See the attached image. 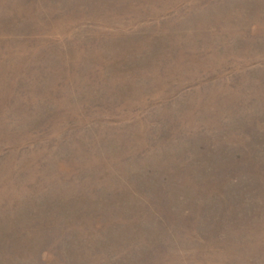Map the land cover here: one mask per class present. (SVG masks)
Returning a JSON list of instances; mask_svg holds the SVG:
<instances>
[{"label": "rangeland", "instance_id": "1", "mask_svg": "<svg viewBox=\"0 0 264 264\" xmlns=\"http://www.w3.org/2000/svg\"><path fill=\"white\" fill-rule=\"evenodd\" d=\"M0 264H264V0H0Z\"/></svg>", "mask_w": 264, "mask_h": 264}]
</instances>
